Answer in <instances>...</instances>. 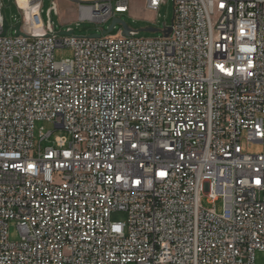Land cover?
Wrapping results in <instances>:
<instances>
[{
  "label": "built area",
  "instance_id": "2783aa9c",
  "mask_svg": "<svg viewBox=\"0 0 264 264\" xmlns=\"http://www.w3.org/2000/svg\"><path fill=\"white\" fill-rule=\"evenodd\" d=\"M8 1L21 22L2 34L0 0V264H255L264 0H172L159 37L64 35L54 0L47 21L43 0ZM76 5L77 21L106 22L130 0ZM61 47L72 56L56 61ZM37 121L64 134L40 127L35 143Z\"/></svg>",
  "mask_w": 264,
  "mask_h": 264
},
{
  "label": "rangeland",
  "instance_id": "374dc122",
  "mask_svg": "<svg viewBox=\"0 0 264 264\" xmlns=\"http://www.w3.org/2000/svg\"><path fill=\"white\" fill-rule=\"evenodd\" d=\"M4 4V15L10 28L7 31V35H15L14 26H17L21 22V15L14 3H9L8 0H2ZM57 5V13L53 12L50 15V20L53 23L57 32L65 31L67 29L73 30V35L75 36H89L90 34H101L104 29L110 24L111 19L106 22H95L89 20L77 21V5L76 2L79 1H93V0H54ZM50 0H43L42 2V19L47 21L46 11L50 8ZM173 4L172 0H164L156 12L147 10L144 7V0H130V9L127 13L116 14L123 20L128 27L137 31V36L140 37H159L161 36L163 26L168 27L171 25L173 18ZM147 27H153L158 29V31H147ZM121 29L119 23L115 24V28L107 34L115 35L118 34ZM72 56V51L68 47L56 48L54 50V59L56 61L70 58ZM40 127L44 131H52L53 136L63 135L64 132L61 129H56L53 125L46 121H37L34 126V142L38 141V133ZM49 142H42L41 146L44 147L48 145ZM262 146L258 143H252L247 149L249 153H258L261 151ZM201 204L204 208L212 207L206 197H203ZM216 210L219 212L221 210V201H217L215 204ZM126 213L114 211L110 214V219L112 221H125ZM8 238L10 241L19 240V231L17 229V222L15 220H10L8 222ZM255 264H264V253L260 251L255 252Z\"/></svg>",
  "mask_w": 264,
  "mask_h": 264
},
{
  "label": "water",
  "instance_id": "95a60500",
  "mask_svg": "<svg viewBox=\"0 0 264 264\" xmlns=\"http://www.w3.org/2000/svg\"><path fill=\"white\" fill-rule=\"evenodd\" d=\"M116 23H119V24L121 25V28H122V34H124V35H128V34H129L130 27H128V25H127L123 20H121L119 17H112L110 24L107 26L106 29H104V30L102 31V33H108V32H110V31H112L113 26H114ZM7 28H8V23L6 22V20H4V21H3V29H4V31H3V33H2L3 35L5 34V31H6ZM145 30H147V31H158V29H155V28H153V27H147ZM170 30H171V26L169 25V26L163 31V34L166 35L167 33L170 32ZM59 33H60V34H64V35H68V34H70V31H60ZM89 36H90V37H97V36H99V34L94 33V34H90Z\"/></svg>",
  "mask_w": 264,
  "mask_h": 264
}]
</instances>
